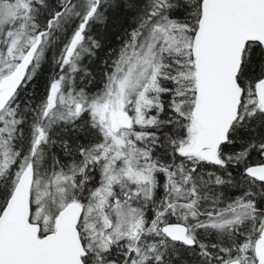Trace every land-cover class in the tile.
Masks as SVG:
<instances>
[{
  "label": "snow or ice",
  "instance_id": "obj_1",
  "mask_svg": "<svg viewBox=\"0 0 264 264\" xmlns=\"http://www.w3.org/2000/svg\"><path fill=\"white\" fill-rule=\"evenodd\" d=\"M0 264H264V0H0Z\"/></svg>",
  "mask_w": 264,
  "mask_h": 264
}]
</instances>
